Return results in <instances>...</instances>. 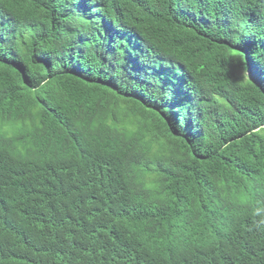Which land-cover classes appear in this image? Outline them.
<instances>
[{
    "label": "trees",
    "instance_id": "obj_1",
    "mask_svg": "<svg viewBox=\"0 0 264 264\" xmlns=\"http://www.w3.org/2000/svg\"><path fill=\"white\" fill-rule=\"evenodd\" d=\"M0 264H264V0H0Z\"/></svg>",
    "mask_w": 264,
    "mask_h": 264
}]
</instances>
